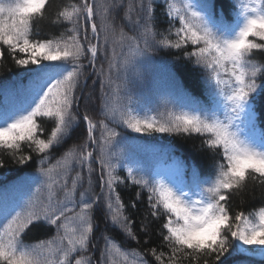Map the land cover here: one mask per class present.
Listing matches in <instances>:
<instances>
[{
    "label": "snow or ice",
    "instance_id": "snow-or-ice-1",
    "mask_svg": "<svg viewBox=\"0 0 264 264\" xmlns=\"http://www.w3.org/2000/svg\"><path fill=\"white\" fill-rule=\"evenodd\" d=\"M158 4L167 18L164 30L156 25ZM50 7V0H0V63L7 51L26 78L12 85L16 102L0 109V157L7 154L23 166L35 154L39 164L38 176L26 174L14 185L28 190L26 199L0 202V264H73L74 256V264H149L145 253L123 249L106 232L99 259L89 253L98 227L93 211L101 202L106 222L139 242L117 191L125 183L147 192L154 219L164 217L161 235L169 252L148 250L158 264L264 259V207L247 214L230 211V197L249 182L264 186V129L257 125L264 61L256 56L264 52V0H232L230 18L217 9V0H80L55 15L54 24L69 27L42 37L36 21L44 20ZM159 49L180 51L177 61L186 62L167 69L179 110L141 115L129 71ZM186 71L202 73L205 103L184 88ZM93 76L101 119L90 114ZM81 121L82 141L68 146ZM45 123L52 124L47 136ZM155 133L202 137L201 148L220 157L214 173L201 176L193 166L191 181L185 182L173 173L121 163L118 146L135 151L141 137ZM94 163L102 196L93 189ZM74 167L79 170L73 176ZM121 169L125 176L118 175ZM130 206L135 209L136 202ZM41 224L55 228L56 235L26 243L27 231ZM148 227L142 224L141 230Z\"/></svg>",
    "mask_w": 264,
    "mask_h": 264
},
{
    "label": "trees",
    "instance_id": "trees-1",
    "mask_svg": "<svg viewBox=\"0 0 264 264\" xmlns=\"http://www.w3.org/2000/svg\"><path fill=\"white\" fill-rule=\"evenodd\" d=\"M79 2L80 0H50L51 7L47 10L46 18L44 20L36 21L40 35L42 37L59 35L66 27H69L67 24H54L53 20L57 11L61 7ZM217 9L223 11L225 16L230 18L233 11L232 0H217ZM122 15L123 12L121 11L120 16ZM155 15L158 30L166 29L168 27V23L163 12V5H157ZM117 23L119 24L124 22L118 18ZM125 30L128 31L127 25H125ZM181 55L182 53L175 49H159L151 53L150 61L141 62L137 64L135 68L130 69L129 79L132 83L129 87L131 88L133 99L135 101L134 106L141 110V115H158V113L163 112L166 108L175 109L177 111L179 110L176 95L168 81L167 69L178 63L185 64V61H177L176 59ZM256 56L259 60L264 61V52H258ZM187 67L191 68L192 65L187 64ZM21 73L22 70L15 65L10 55L7 51H5V58L3 62L0 63V109L11 107L12 104L16 102V96L12 90V85L21 80L26 82V78L22 76ZM93 79H96L95 76L91 77L89 80L90 87H95L93 104L90 105V114L94 119H101L102 117L99 115L100 100L98 99L100 96L99 82L97 81L96 85L93 86ZM181 80L184 88L191 94V96L198 99L201 103L206 102L207 92L205 91V85L200 71L195 73L186 71L181 76ZM83 111L84 105L81 103L78 115L83 113ZM258 112V129H264V105H260L258 107ZM44 127V135L47 136L51 130L52 124L45 123ZM98 134L99 133L97 132V135ZM84 135V124L83 121H81L79 127L74 131L73 138L69 142L68 146H70L71 143H80ZM202 139L203 138L198 135H193L192 137H181L155 133L149 136L141 137L139 140L141 148L135 151L127 145H120L116 148V152L122 153V164L126 161L136 163L146 172H155L154 165L156 164L160 154L172 153L179 156V160L183 162L182 166H195L201 174L210 176L214 173L215 162L219 160L220 157L219 155H214L206 149H202ZM61 152L62 150L53 154L52 162H55V159L59 157ZM95 155L96 154L94 153V157ZM0 158L4 160V167L0 168V187L7 184L8 187L11 188V201L26 199L28 190L16 188L14 185H16L21 177L26 174L39 175L37 172V168L39 167L38 158L35 154H33V161L28 165L23 166L16 164L7 154L2 155ZM93 168L95 169L92 174L93 189L96 194L102 196L103 194L100 192L99 187V165L94 163ZM78 170V168L74 167L72 175L74 176L75 171ZM125 174L126 173L123 169L118 171V175L120 176H125ZM84 175V187L86 188V171L84 172ZM79 191H83V188L78 189V192ZM117 191L120 193L121 199L126 205L127 215L134 221L132 227L139 242L137 243V241L127 238L120 229L115 228L106 222L104 208L101 202L99 209H94L93 211L94 219L96 220L98 227L94 228L93 232V242L96 247L92 248L90 245L89 248V253L91 254L92 259H99L100 249L104 243L102 234L106 232L109 236L114 237L123 249L137 250L141 253H145V259L149 261V264H158L154 257L148 254V250L156 248L158 252H169L167 244L164 242L163 236L161 235V225L164 217L161 216L159 220H156L150 215L147 203V192L139 189L138 186L132 185L131 183H125L118 185ZM137 192L140 193L139 199H137ZM62 195V192L57 193L58 197H62ZM133 201L136 202L135 209L130 206ZM260 207H264V186L262 185L249 182L247 189L230 197V211L233 214L239 211H244L246 214L249 212H257ZM142 224L149 225L147 231L141 230ZM55 235V228L41 224L40 226L31 227L25 234L24 239L26 243H31L39 240H45ZM89 253H81L78 255H88ZM75 258L76 257L74 256L73 264ZM116 259L119 260V257ZM246 259H250L251 264H264V259H261L258 256ZM181 264H188V262L181 261Z\"/></svg>",
    "mask_w": 264,
    "mask_h": 264
}]
</instances>
